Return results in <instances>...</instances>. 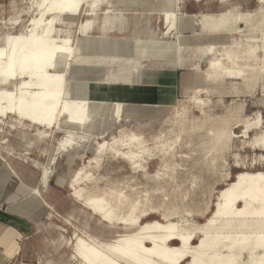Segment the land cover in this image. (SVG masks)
<instances>
[{
  "label": "rangeland",
  "instance_id": "obj_1",
  "mask_svg": "<svg viewBox=\"0 0 264 264\" xmlns=\"http://www.w3.org/2000/svg\"><path fill=\"white\" fill-rule=\"evenodd\" d=\"M164 1L167 0L103 1L94 16L84 15L71 20L65 18L58 27L64 35L70 36L77 46H81L83 39L78 31L81 26L86 29V22H90L89 30L85 34L88 46L85 57H88L86 60L91 62L89 66L92 67L87 66L84 68L85 71L78 72V75L74 74V79H70L68 85H71L70 91L77 98L95 99L98 96L103 98L105 95L101 100L111 101L115 96L116 100L124 104L122 120L115 122L112 118L114 102L105 105L101 118L93 126L91 135L95 138L83 140L76 137L78 146L57 156L48 186L43 189L39 184L42 167L46 166L52 157L55 142L63 135L52 133L50 137H39L35 126H29L27 123L19 125L10 117L3 119L5 125L0 124L2 129L0 143L2 140H6V143L0 144V183L3 187L0 196L4 203L19 202V213L27 219L19 221L27 233L23 239L20 238L22 239L19 244L20 254L10 263L5 264H79L70 261L74 253L72 243L75 242L76 236L82 237L84 233H88L101 240L110 241L115 239V233L131 232V229L124 226L102 227L96 217L75 202L68 187V180L71 173L87 165L88 160L95 159L97 164H100L95 166L94 163L85 168V171H89L93 178H96L93 181L100 182L89 185V188L82 185L90 194H102L105 192L104 188L109 191L114 187L117 193L129 199L135 201L141 199L149 204V212L153 213L144 222L163 223L161 214L166 212L164 216L171 213L168 217L180 221V225L185 227L205 223L211 211L215 209L217 195L228 187L230 181L239 172H264V161L259 158L264 152L250 148L255 139L264 136V76L261 74L253 79L252 81L255 82H251L250 90L242 86V80L235 81V79H221L213 83L203 79L202 87L198 89L195 69L206 70L207 60L202 53L210 41L192 36L193 32L189 30L197 13L218 14L225 10L234 13H253L258 11L257 2L255 0H198L199 2L170 0L180 8L177 14L188 15L183 25L185 30L182 31V36L187 38L181 46L180 55L183 65L163 62L159 73L147 77L145 72L152 69L149 66L151 60L144 58L147 59V63L142 61L141 63L146 67L134 74L131 71L127 83L124 84L121 76L126 75L125 69L129 67V63L127 64L125 60L135 58L134 55H129L134 51L132 50L134 46H131L135 40L173 41L161 40L164 26L158 15L159 10L156 9L161 7V10ZM38 2L39 0H0V40L8 33L18 34L31 19L36 18ZM112 6L122 9L125 14L121 15L116 31L102 35L99 26L104 18L103 12ZM154 9L156 11H153ZM257 20L256 15L253 17V23ZM15 21L20 25L13 27L12 23ZM240 26L244 27L242 23ZM239 37L241 36L224 37L226 40L224 43L222 37L212 41L215 55L224 58L223 55L228 53L245 64H253L247 51L251 47L256 48L259 44L250 42L249 37L256 39L258 36ZM158 53L165 54V58L171 60L169 57L172 52L169 48ZM83 64L85 63L78 62L75 70L83 69ZM140 73L143 74L142 78L146 75L149 79H141V76L137 79L136 75ZM196 100L200 104H197ZM11 125L13 128L10 127ZM224 127L227 129L224 130ZM221 132L224 134L220 142H213ZM131 134L141 140L147 138V144L146 140H143L147 152L143 155L141 167L136 172L129 170L127 164L114 159L109 153H96L95 143L102 141L97 139L98 136L103 135V140L111 142L113 138L125 140ZM223 136L224 141H222ZM163 153L168 155L161 160ZM1 169H5L6 172L2 174ZM32 188H39L40 197L52 210L40 201ZM134 196H140V199L138 197L135 199ZM197 242L198 238L194 243Z\"/></svg>",
  "mask_w": 264,
  "mask_h": 264
},
{
  "label": "bare ground",
  "instance_id": "obj_2",
  "mask_svg": "<svg viewBox=\"0 0 264 264\" xmlns=\"http://www.w3.org/2000/svg\"><path fill=\"white\" fill-rule=\"evenodd\" d=\"M103 1L108 0H39L37 5L38 16L31 19L18 34L8 33L0 40V124L4 126L3 119L6 120L10 117L19 125L27 123L29 126H35L39 137H50L52 133L63 135L55 142L52 157L46 166L42 167L39 184L43 189L48 186V181L53 174L52 166L55 164L57 156L78 146L76 137L83 140L90 137L95 138L91 135L93 126L101 118L105 105L114 102L112 103L114 105L112 118L115 122L122 120L124 104L97 98L74 97L70 91L72 87L68 85L70 79H74V74L78 75L81 70L85 71L84 68L87 66L92 67L89 66L91 62L82 57L84 42L86 41L85 34L89 30L90 22H86V29L81 26L78 31L79 36L83 39L81 46H77L70 36L64 35L58 29L65 18L71 20L84 15L94 16ZM196 2L199 1L196 0ZM255 2L258 4V11L253 13H234L225 10L218 14L197 13L195 15V20L189 30L206 39V41H210L202 53L207 60L206 70L195 69L198 89L202 87L203 79L212 83L219 82L221 79H235V81L242 80V86L250 90L252 80L261 74L264 76V0H255ZM112 8L103 12L104 18L99 26V32L102 35L116 31L121 15L125 14L122 9L113 6ZM157 8L160 21L164 26L161 40L173 41H140L142 43V57L151 60L149 66L152 69L148 71L155 72H159L163 62L181 66V46L187 40L182 36V31L185 30L183 25L186 17H188L185 14H177L180 8L172 4L170 0L164 1L161 10V7ZM256 15L258 20L253 23V17ZM241 23L244 25L243 28L240 26ZM232 35L258 36L256 39L249 37L250 42L259 44L256 48L251 47L247 51L253 64H245L242 60H238L237 57L228 53L223 55L224 58L215 55L212 41L222 37L224 43L226 41L224 37ZM156 47H161L158 51L169 48L172 52L169 57L171 60L166 59L165 54L158 53ZM149 48L152 49V52ZM136 52L137 50L132 54H136ZM78 62L85 64H83V69L77 71L75 65ZM128 65L129 67L125 69V72L132 71V74L146 67L141 63V60L136 61L131 66ZM142 75V73L137 74V79L140 76L142 79ZM196 101L197 104H200L198 100ZM189 125L191 126V123ZM10 127L13 128V125ZM223 134L221 132L213 142L217 143L221 140ZM156 136L159 135L154 137ZM226 137L228 138V135ZM97 139H102L101 142L95 143L97 154H111L114 159L127 164L128 169L132 172H136L141 167L142 157L147 152L143 140L147 138L141 140V138L131 134L125 140L124 138H113L109 142L103 140V135L98 136ZM224 140L223 136L222 141ZM1 143H6V140H2ZM145 143L147 144V140ZM169 144L171 145V143ZM250 148H253L254 151L264 152V136L255 139ZM202 149L204 148L202 147ZM152 150L154 149L152 148ZM167 155L163 153L161 160L165 159ZM176 157L178 158V156ZM259 158L264 161V155H260ZM169 160L168 162H171ZM2 161L4 160L2 159ZM94 163L95 166L100 165L95 159L88 160L87 165L74 170L69 177L68 187L72 191L75 202L87 209L98 220L104 222L107 227L124 226L131 229V232L115 233V239L110 241L98 239L88 233H84L82 237L76 236L75 242L72 243L73 256L79 264H264V172H239L230 181L228 187L219 192L215 209L211 211V215L205 223L185 227L180 225V221H174L168 217L171 213L164 216L165 208V213L161 214L163 215V223L158 221L144 222L153 212H149V204L145 200V202L141 200L140 196L137 197L141 202L134 199L133 201L130 198L131 201L129 197L117 193L113 189L114 187L109 191L106 188L108 192L104 188L103 191L105 190V192L102 194H90L86 188L96 183L93 181L96 178L94 179L89 171H85V168ZM118 187L120 186L118 185ZM128 188L130 189V187ZM32 191L41 198L37 188ZM151 195L153 196V194ZM151 198L153 200V197ZM44 204L51 210L47 203L44 202ZM0 238V245L5 248L6 262L10 263L18 256L20 251L18 241L21 236L13 229L0 225ZM197 238L198 242L194 243Z\"/></svg>",
  "mask_w": 264,
  "mask_h": 264
},
{
  "label": "crops",
  "instance_id": "obj_3",
  "mask_svg": "<svg viewBox=\"0 0 264 264\" xmlns=\"http://www.w3.org/2000/svg\"><path fill=\"white\" fill-rule=\"evenodd\" d=\"M111 8V7H110ZM111 9H113V8H111ZM13 27L14 26H19L20 25V23L18 22V21H15V22H13ZM192 36H195V37H197V38H201V37H199V36H197V34H195V33H193V35ZM203 39V38H202ZM131 43V42H130ZM134 46V48L132 49V50H134V51H132V52H135L136 50H137V52H136V54L135 53H133L134 54V56H135V58L133 59V60H126L127 61V63H129V64H132L134 61H136V60H141L143 63H147V59H144L143 57H142V53H141V49H142V43L140 42V41H138V40H135L133 43H132V46L131 47H133ZM157 49H156V51H158V49L159 48H161V47H156ZM131 49V48H130ZM149 50H150V52H152V49H150L149 48ZM88 51V46L86 45V41L84 42V47H83V55H82V57H84V58H88V57H85L86 55H85V52H87ZM132 53L131 54H129V55H133ZM139 56V57H138ZM183 65V63H182V61H181V66ZM81 71H83V70H81ZM156 73H159V72H155V71H147V72H145V74L147 75V77H151V76H155V74ZM130 74H131V72H128V71H126V75H124V76H121V78L123 79L122 81H123V83L125 84V83H127V79H128V77L130 76ZM146 75H145V77H143L142 79H146L147 77H146ZM81 76V75H80ZM82 77V76H81ZM147 79H149V78H147ZM121 89H119V91H120ZM118 91H116V93H117ZM123 94V93H122ZM103 95V94H102ZM105 97V95H103V98ZM97 99H103V98H101V97H96ZM111 101H116V102H119V103H121L120 101H118V100H116V97L114 96V99H112ZM0 132H1V129H0ZM0 144H2V143H0ZM5 144V143H4ZM6 172V170L5 169H1V173L3 174V173H5ZM41 177V176H40ZM0 178H1V175H0ZM1 181V180H0ZM34 188H32V190H33ZM38 190H39V188H37ZM7 192V191H6ZM3 193V187L1 186V183H0V195ZM40 201L43 203V202H45L42 198H40ZM18 204H19V202H15V201H13V202H9V203H4L2 200H1V196H0V225L1 226H3V227H5V228H10V229H13L14 231H16L21 237H22V239L25 237V236H27V233L25 232V230L21 227V225L19 224V221L20 220H27L25 217H23L22 215H20V213H19V208H18ZM82 207V206H81ZM83 208V207H82ZM83 209H85V208H83ZM51 210H52V208H51ZM87 212H89L87 209H85ZM90 213V212H89ZM91 214V213H90ZM92 215V214H91ZM94 216V215H93ZM95 217V216H94ZM29 221V220H28ZM97 221L99 222V223H101L102 224V227H106V225H105V223L104 222H102V221H100V220H98V218H97ZM98 238V237H97ZM1 239V238H0ZM21 239V240H22ZM99 239V238H98ZM21 240H19L18 241V243L19 244H21ZM19 254H20V251H19V253H18V256H19ZM2 255V256H1ZM6 260H7V256H6V253H5V248L2 246V245H0V264H4L5 262H6ZM70 261H75V262H77L78 263V261L74 258V256L72 255L71 256V258H70Z\"/></svg>",
  "mask_w": 264,
  "mask_h": 264
}]
</instances>
